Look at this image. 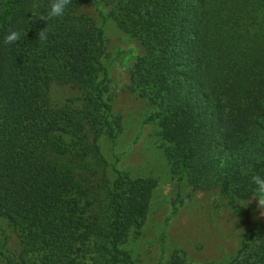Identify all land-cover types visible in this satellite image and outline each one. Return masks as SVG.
I'll return each mask as SVG.
<instances>
[{
	"label": "trees",
	"instance_id": "16d2710c",
	"mask_svg": "<svg viewBox=\"0 0 264 264\" xmlns=\"http://www.w3.org/2000/svg\"><path fill=\"white\" fill-rule=\"evenodd\" d=\"M87 1L47 22L50 0H0V217L23 247L0 249L7 264H138L124 246L140 236L158 180L109 176L101 140L115 142L122 119L104 29L79 13ZM91 1L145 50L132 89L154 107L178 185L252 197L251 176H264V0ZM9 29L19 41L4 43ZM55 85L78 99L56 103ZM168 264L187 263L175 252ZM222 264H264V229Z\"/></svg>",
	"mask_w": 264,
	"mask_h": 264
},
{
	"label": "rangeland",
	"instance_id": "374dc122",
	"mask_svg": "<svg viewBox=\"0 0 264 264\" xmlns=\"http://www.w3.org/2000/svg\"><path fill=\"white\" fill-rule=\"evenodd\" d=\"M109 12V7L98 6L91 0L79 9L80 14L95 18L104 29L107 41L104 63L109 72L113 113L122 119L115 142L101 140L103 154L109 162V176L114 177L116 167L132 178L158 180L141 234L131 237L124 249L138 264H168L175 252H180L187 264L226 263L237 254L249 229L254 226L264 229L261 214L264 209L252 197L221 199L213 192L188 196L189 184L178 185L160 128L148 120L154 107L132 89L131 70L145 50L108 16ZM78 94L66 86L55 85L53 89L56 103L77 100ZM177 196L183 202L175 208L173 202ZM0 249L15 257L23 249L13 227L1 217ZM0 264H7L2 255Z\"/></svg>",
	"mask_w": 264,
	"mask_h": 264
},
{
	"label": "clouds",
	"instance_id": "9594fccd",
	"mask_svg": "<svg viewBox=\"0 0 264 264\" xmlns=\"http://www.w3.org/2000/svg\"><path fill=\"white\" fill-rule=\"evenodd\" d=\"M71 3L72 0H50L46 15H42L40 18L47 22L53 18H61ZM33 7L35 8L36 5L34 4ZM47 31L48 28L40 30L38 32V39L41 41L47 40ZM20 38L21 34L18 30L9 29L4 43L11 44L19 41ZM251 183L255 185L252 192V200L258 201V207L262 210L264 209V176L259 174L251 176ZM261 214L264 215V211H261Z\"/></svg>",
	"mask_w": 264,
	"mask_h": 264
}]
</instances>
